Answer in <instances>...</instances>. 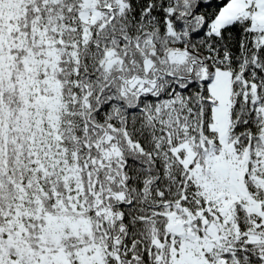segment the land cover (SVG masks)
I'll use <instances>...</instances> for the list:
<instances>
[{
  "label": "snow or ice",
  "instance_id": "snow-or-ice-1",
  "mask_svg": "<svg viewBox=\"0 0 264 264\" xmlns=\"http://www.w3.org/2000/svg\"><path fill=\"white\" fill-rule=\"evenodd\" d=\"M0 264H264V0H0Z\"/></svg>",
  "mask_w": 264,
  "mask_h": 264
}]
</instances>
